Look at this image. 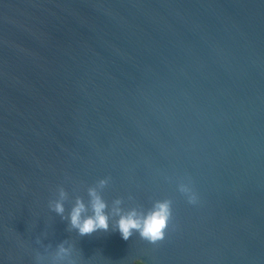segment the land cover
I'll use <instances>...</instances> for the list:
<instances>
[{
    "label": "water",
    "instance_id": "1",
    "mask_svg": "<svg viewBox=\"0 0 264 264\" xmlns=\"http://www.w3.org/2000/svg\"><path fill=\"white\" fill-rule=\"evenodd\" d=\"M0 264H264V0H0Z\"/></svg>",
    "mask_w": 264,
    "mask_h": 264
},
{
    "label": "clouds",
    "instance_id": "2",
    "mask_svg": "<svg viewBox=\"0 0 264 264\" xmlns=\"http://www.w3.org/2000/svg\"><path fill=\"white\" fill-rule=\"evenodd\" d=\"M105 183L106 181L100 182L101 186ZM180 191L183 193H191V190L183 184L180 185ZM63 195L64 193L62 191L61 196ZM89 195L91 196L92 216L82 219V213L86 211V208L80 200H77L76 206L71 212V224L73 227L78 228L82 235L90 234L97 229L107 230L109 227L108 216L105 214L106 203L97 194L95 189H90ZM189 202H196L194 194L189 195ZM115 203L119 205L120 201L117 200ZM55 210L58 213H62L64 211L63 205L57 203ZM114 212L120 215L117 226L123 239L127 240L132 230H137L140 232L142 238L151 243H156L164 238L165 229L167 228L171 215L170 201L157 202L153 209L146 215L138 214L134 209L127 214H121V209L118 207L114 208Z\"/></svg>",
    "mask_w": 264,
    "mask_h": 264
}]
</instances>
